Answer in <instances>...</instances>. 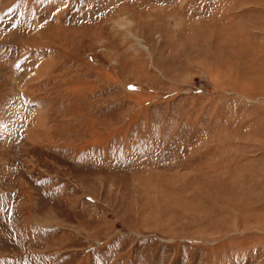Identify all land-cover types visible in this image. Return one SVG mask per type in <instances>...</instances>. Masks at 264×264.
<instances>
[{
    "label": "rangeland",
    "instance_id": "obj_1",
    "mask_svg": "<svg viewBox=\"0 0 264 264\" xmlns=\"http://www.w3.org/2000/svg\"><path fill=\"white\" fill-rule=\"evenodd\" d=\"M0 264H264V0H0Z\"/></svg>",
    "mask_w": 264,
    "mask_h": 264
}]
</instances>
